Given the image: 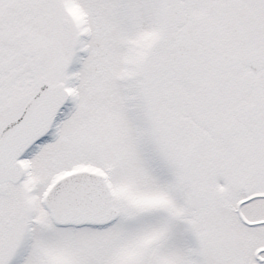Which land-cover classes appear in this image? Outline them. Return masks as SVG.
Wrapping results in <instances>:
<instances>
[{
    "label": "snow or ice",
    "instance_id": "6c2138e0",
    "mask_svg": "<svg viewBox=\"0 0 264 264\" xmlns=\"http://www.w3.org/2000/svg\"><path fill=\"white\" fill-rule=\"evenodd\" d=\"M0 264H264V0H0Z\"/></svg>",
    "mask_w": 264,
    "mask_h": 264
}]
</instances>
